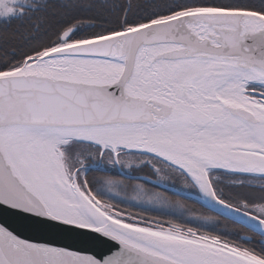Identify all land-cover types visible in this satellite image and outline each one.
<instances>
[{
	"label": "snow or ice",
	"instance_id": "obj_1",
	"mask_svg": "<svg viewBox=\"0 0 264 264\" xmlns=\"http://www.w3.org/2000/svg\"><path fill=\"white\" fill-rule=\"evenodd\" d=\"M0 264H264V0H0Z\"/></svg>",
	"mask_w": 264,
	"mask_h": 264
},
{
	"label": "trees",
	"instance_id": "obj_2",
	"mask_svg": "<svg viewBox=\"0 0 264 264\" xmlns=\"http://www.w3.org/2000/svg\"><path fill=\"white\" fill-rule=\"evenodd\" d=\"M14 26L15 25H13V27ZM95 175L97 177L105 176L104 173H99V172L95 173ZM111 178L115 180L127 179L126 177L119 176V175H112ZM167 195L172 199L180 200L179 202H175L172 205V208L174 211H176L177 216H180L181 214L186 217L187 216L198 217V216L215 215V213L210 208H208L206 205H203L202 202L194 198H190L186 195L177 193L171 189L167 192ZM218 223L220 224L221 228L227 227L228 229L232 231L240 232L241 235L244 234L243 227L240 224H233L231 222H227L223 220L218 221Z\"/></svg>",
	"mask_w": 264,
	"mask_h": 264
},
{
	"label": "water",
	"instance_id": "obj_3",
	"mask_svg": "<svg viewBox=\"0 0 264 264\" xmlns=\"http://www.w3.org/2000/svg\"><path fill=\"white\" fill-rule=\"evenodd\" d=\"M82 43H85V44H87V43H90L89 41H84V42H82ZM67 47H71V46H67ZM57 50H59V49H52L51 51H57ZM171 190H173V191H175V192H177V193H180V194H183V195H185V193H186V191H183V190H180V189H178V188H176V187H171L170 188ZM195 195L198 197V199L200 200V201H203V197L199 194V193H195ZM187 196V195H186ZM194 199H196V198H194ZM197 199V200H198Z\"/></svg>",
	"mask_w": 264,
	"mask_h": 264
},
{
	"label": "flooded vegetation",
	"instance_id": "obj_4",
	"mask_svg": "<svg viewBox=\"0 0 264 264\" xmlns=\"http://www.w3.org/2000/svg\"><path fill=\"white\" fill-rule=\"evenodd\" d=\"M174 183V182H173ZM174 187L180 189V190H183V191H189V190H186L183 188V185L182 184H179V183H174ZM190 191H192L193 193H198L195 189H190ZM197 200V199H196ZM199 201V200H198ZM201 202V201H200Z\"/></svg>",
	"mask_w": 264,
	"mask_h": 264
}]
</instances>
